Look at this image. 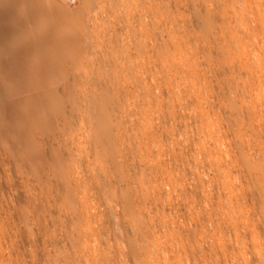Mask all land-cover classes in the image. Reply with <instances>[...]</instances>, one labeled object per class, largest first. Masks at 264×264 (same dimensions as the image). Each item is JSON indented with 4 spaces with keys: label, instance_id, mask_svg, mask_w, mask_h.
<instances>
[{
    "label": "rangeland",
    "instance_id": "rangeland-1",
    "mask_svg": "<svg viewBox=\"0 0 264 264\" xmlns=\"http://www.w3.org/2000/svg\"><path fill=\"white\" fill-rule=\"evenodd\" d=\"M54 1L77 9L90 29L109 19L78 9L79 0ZM169 6L164 59H143L133 46L130 56L72 64L100 67V77L115 74L128 83L125 132L133 133L125 137L131 150L126 146L124 171L137 176L135 187L121 182L120 171L112 179L89 163L93 154L113 153L92 139L81 155L67 136L55 142L12 135L4 93L11 73L0 70V224L15 226L18 254L27 258L31 245L37 264L59 259L57 249L79 264L264 261V0H169ZM69 110L75 122L84 117ZM75 126L81 143L85 132ZM38 157L49 167L61 164L72 187L59 174L33 173Z\"/></svg>",
    "mask_w": 264,
    "mask_h": 264
},
{
    "label": "bare ground",
    "instance_id": "bare-ground-1",
    "mask_svg": "<svg viewBox=\"0 0 264 264\" xmlns=\"http://www.w3.org/2000/svg\"><path fill=\"white\" fill-rule=\"evenodd\" d=\"M79 2L78 9L86 13H107V24L90 29L77 9L68 10L54 0H0V70L11 73V78L4 79V93L11 106L10 133L18 138L30 134V140L42 137L55 142L67 136L71 144L77 123L78 129L85 132L80 149L85 150L87 141L92 139L100 151L113 152L102 161L106 165L103 171L111 177L114 171H120L113 159L119 137H106L105 133L115 132L112 126L119 119V113L124 116L121 123L130 125L128 83L115 74L100 77L103 74L100 67H73L72 64L80 60L91 62L99 55L130 56L133 46L143 59H164L171 34L169 0ZM66 30L68 33H62ZM105 45L109 48H104ZM166 69L169 70L168 65ZM20 77L24 79L17 80ZM79 79L84 83L81 90L74 86ZM69 107L84 117L75 122ZM61 121L67 125L61 126ZM132 133V130L127 133L129 138ZM32 169L36 175L59 174L63 186L72 187L71 176L61 164L49 167L38 157ZM132 250L136 252L135 248ZM56 255L64 259L62 249H57Z\"/></svg>",
    "mask_w": 264,
    "mask_h": 264
},
{
    "label": "clouds",
    "instance_id": "clouds-1",
    "mask_svg": "<svg viewBox=\"0 0 264 264\" xmlns=\"http://www.w3.org/2000/svg\"><path fill=\"white\" fill-rule=\"evenodd\" d=\"M124 116L119 113V119L112 126L115 128V132L109 133L107 130L105 136H111L112 138L119 137V148L114 154V161L118 162L119 170L121 171V180L128 181L133 187L137 182V176H131L124 171L126 169V146L127 150H131V143L125 138L128 134L125 132L127 125L122 124ZM67 139V138H65ZM80 144V139L73 137L71 140V147L74 153L83 152L78 147ZM105 157L93 154L89 163L93 166L99 164L101 169L106 166L102 161ZM149 163H154V161H149ZM114 179V176L111 177ZM15 226H8L7 224H0V259H2V264H37L35 259L34 249L31 245L25 250L28 253V257L25 258L23 255L18 254V249L16 248V237H15ZM31 240V237H29ZM44 264H79L78 260L72 259L71 257L65 256L64 259H57L56 256H50ZM264 264V261L261 262Z\"/></svg>",
    "mask_w": 264,
    "mask_h": 264
}]
</instances>
